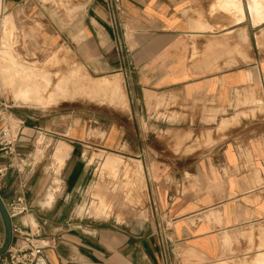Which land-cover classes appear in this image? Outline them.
Wrapping results in <instances>:
<instances>
[{
  "label": "crops",
  "instance_id": "0c3cea01",
  "mask_svg": "<svg viewBox=\"0 0 264 264\" xmlns=\"http://www.w3.org/2000/svg\"><path fill=\"white\" fill-rule=\"evenodd\" d=\"M20 1L0 0V53L15 58L11 29L32 35L34 22L18 16L40 9L46 40L67 44L93 73H116L125 93L120 117L104 124L109 154L100 169L92 155L102 148L81 121L65 128L0 97V164L15 150L28 177V211L12 225L43 229L39 264H217L251 255L242 264H264V0H117L115 9L75 0V12L57 21L40 3ZM125 164L135 180L121 179L122 208H113L115 180L106 175L112 208L89 215L96 171ZM18 167L2 179L4 203L20 189Z\"/></svg>",
  "mask_w": 264,
  "mask_h": 264
},
{
  "label": "rangeland",
  "instance_id": "374dc122",
  "mask_svg": "<svg viewBox=\"0 0 264 264\" xmlns=\"http://www.w3.org/2000/svg\"><path fill=\"white\" fill-rule=\"evenodd\" d=\"M38 2L46 8L47 13L45 14L51 21H57L58 15L63 12L70 16L75 12L76 4H79L75 0H39ZM39 10L33 12V14L37 15L36 18L26 14V11L18 16L19 19H24V22H34L35 25L32 28L31 26L28 28V31L32 35L27 34V28L23 27L21 31L19 29L20 27L13 26V29L9 33L12 54L18 61L27 65L30 70L36 69L38 72L47 70V73L51 75L56 72V74L64 75L68 80L63 93L60 94L61 98L59 100L53 101L49 99V103L46 102L37 105L31 103L33 107L30 108L34 109V111L48 113L55 119L64 120L66 122L65 128H68L72 120L81 121L85 131L90 132L89 135L86 134V139L99 145V149L102 148L96 154L92 155L96 160H92L94 166L91 167L94 168L96 166L100 169L103 157L109 154L102 147L104 138H101V136L102 133H105L104 124L107 120H113V118L116 120L120 117L125 106V93L122 87L123 80L121 77L114 75L116 73L96 74L91 72L85 63L75 57L67 44L62 41L46 40L42 30L45 27L42 23L43 21L45 22V17L42 16L43 18L40 19L42 10ZM7 13H10V11ZM4 14L1 16L3 17ZM20 33L21 35H19ZM0 37H2L1 26ZM1 56L8 62L16 60L13 57L5 56L4 51L1 52ZM23 74L21 72L19 75L23 76ZM2 80H0V97L5 98L15 106L26 107L22 104L25 102L19 98L15 99L13 85L11 87V83L8 85L9 82L7 83L5 80ZM1 81L3 84H1ZM108 159L109 161H113V158ZM134 172L135 170L130 168L128 164L118 167L115 171L111 169L97 170L94 178V184L97 188L95 189V187L91 186L93 189L91 187L88 189V193L92 196L89 201L90 203H88L92 205L95 211L90 209L88 214L95 217H102L101 215L106 213L107 208H112L111 200L108 203L106 201V175L113 177L115 180V202L113 203V208H122L123 203L120 196L122 192L119 193V191L123 189L127 190L128 183L123 185L121 179L125 177L132 183L135 180ZM92 191H95V193ZM125 198L132 205H137L128 194L125 195ZM82 208L84 207L82 206ZM251 258L252 255L249 257L235 256L217 264H242L245 261L250 262Z\"/></svg>",
  "mask_w": 264,
  "mask_h": 264
},
{
  "label": "built area",
  "instance_id": "2783aa9c",
  "mask_svg": "<svg viewBox=\"0 0 264 264\" xmlns=\"http://www.w3.org/2000/svg\"><path fill=\"white\" fill-rule=\"evenodd\" d=\"M32 1L39 4V0H21L20 6L27 7ZM117 0H109L111 8H116ZM12 162L0 164V188L3 177L8 169L12 166H17L18 160L21 158L19 152L12 150ZM27 162H23L22 166ZM21 177L19 179V191L11 201L5 203L6 210L12 219L23 217L28 211V206L24 198V191L27 184V174L17 168ZM43 229L37 224L33 225L30 222L20 220L17 224L12 225V242L9 245L5 254L0 256V264H39L41 252L47 243L39 242Z\"/></svg>",
  "mask_w": 264,
  "mask_h": 264
},
{
  "label": "bare ground",
  "instance_id": "6f19581e",
  "mask_svg": "<svg viewBox=\"0 0 264 264\" xmlns=\"http://www.w3.org/2000/svg\"><path fill=\"white\" fill-rule=\"evenodd\" d=\"M21 72L24 73V77L19 75ZM0 76V80L3 78L2 81L9 82L8 85L11 83V87L13 85L15 99L19 98L27 104L35 105L49 103V99L59 100L68 80L67 77L56 72L51 75L47 73V70L42 72L36 69L30 70L27 65L18 60L8 62L3 59V56H0ZM2 81L1 84H3Z\"/></svg>",
  "mask_w": 264,
  "mask_h": 264
},
{
  "label": "water",
  "instance_id": "95a60500",
  "mask_svg": "<svg viewBox=\"0 0 264 264\" xmlns=\"http://www.w3.org/2000/svg\"><path fill=\"white\" fill-rule=\"evenodd\" d=\"M0 214L4 222V241L0 246V256L5 254L12 242V221L6 210L5 203L0 195Z\"/></svg>",
  "mask_w": 264,
  "mask_h": 264
}]
</instances>
